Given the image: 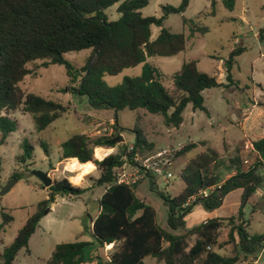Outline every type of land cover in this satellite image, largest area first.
Wrapping results in <instances>:
<instances>
[{
	"label": "trees",
	"instance_id": "16d2710c",
	"mask_svg": "<svg viewBox=\"0 0 264 264\" xmlns=\"http://www.w3.org/2000/svg\"><path fill=\"white\" fill-rule=\"evenodd\" d=\"M120 1L0 0V145L16 130L15 121L9 118L10 113L21 110L30 115L35 131L42 132L69 110L68 106L28 94L19 87L31 73L27 65L35 61H43L42 68L63 66L68 82L76 83V87L67 85L59 91L85 96L93 109L142 110L162 116L166 127L176 129L182 123V113L187 105L193 111L206 112L202 91L223 84L200 72L196 61L184 62L169 77L147 62L150 57H173L185 50L183 34L170 33L161 27L168 15L183 13L189 0H182L176 8L161 7V18L141 16L140 10L148 5L149 0H124L117 8L119 19L107 22L104 10ZM222 3L228 10H233V0H222ZM211 5L214 6L213 0ZM183 24L190 26L191 35H203L208 31L206 27L185 19ZM151 26L160 28L153 40ZM259 40H264V27L259 31ZM83 50L91 52L81 68H75L64 57L67 53ZM242 52L243 48L235 49L224 62L225 87L234 84L231 69L235 58ZM138 65H142L140 75L125 78L122 84L108 87L102 80ZM134 132L136 141L132 150L123 145L116 121L110 134L74 135L59 145V161L76 159L82 165L92 163L99 173L96 184L105 189L98 200V215L91 224L93 241L58 244L44 264H89L92 251L96 252V264H144L148 257L163 264H239L241 256L262 248L264 233L249 236L241 210L235 214L237 221L233 215L186 227L184 218L195 207L206 212L217 210L224 196L233 190L242 191L241 206L254 196L261 182L258 171L264 168V137L251 142L255 158L248 168H242L237 153L230 158L228 168L233 169L234 174L220 185V178L215 173L220 155L215 149L207 147L187 161L178 172L182 190L173 198L161 195L167 207L166 230L157 224L155 209L137 197L139 182L134 186L116 183V171L125 162L132 164L135 155H142L144 148L151 147L140 132ZM200 145L205 146V143ZM22 147L25 154L19 160L24 163L25 158L30 159L33 149L26 142ZM116 147L120 148L117 153H110L100 161L93 158L97 148ZM194 148L196 144L193 143L184 145L175 151L174 157L185 156ZM212 187L206 197L199 195ZM48 191V199L38 205L37 212L26 220L14 241L0 251L3 264H11L21 249L27 251L28 240L35 232L42 212L56 195L78 197L85 189L61 179L54 181ZM0 216L2 226L11 221L2 211ZM224 222L230 229L227 242L220 244L218 233ZM228 242L232 245V255L217 253L216 249L220 250ZM109 245L112 252L103 262L100 251Z\"/></svg>",
	"mask_w": 264,
	"mask_h": 264
},
{
	"label": "rangeland",
	"instance_id": "374dc122",
	"mask_svg": "<svg viewBox=\"0 0 264 264\" xmlns=\"http://www.w3.org/2000/svg\"><path fill=\"white\" fill-rule=\"evenodd\" d=\"M122 1L124 0L104 10L107 22L119 19L117 8ZM213 1L212 7V0H189L183 13L168 15L162 21L161 28L170 33L184 35L183 52L173 57L147 58L149 64L167 77L177 72L184 62L196 61L200 72L223 84L221 87L202 91L206 112L193 111L187 105L182 113V123L177 129L166 127L162 116L151 115L142 110L114 112L93 109L88 105L85 96L59 91L67 85L76 87V83L68 82L63 66L50 65L42 68L43 61L27 65L31 73L19 87L28 94L68 106L69 110L42 132L35 131L31 116L21 110L9 114V118L16 123V130L0 145V192L12 180H16V183L7 193L0 195V212L11 218L8 225L2 226L0 216V251L14 241L26 220L37 212L38 205L48 199V188L42 186L31 174L32 171L47 173L52 182L67 179L70 184L85 191L78 197L56 195L54 201L48 203L42 212L37 228L28 240L27 251L21 249L11 264H44L58 244L93 241L91 221L98 215V200L105 187L96 184L99 173L94 165L87 172L82 169V175L65 170L72 163L70 159L59 164V145L74 135L94 137L109 134L116 121L123 145L128 149L136 141L134 130L140 132L151 145L148 149L144 148L143 154L137 155L139 160L132 164L140 165L159 153L166 154L169 166L165 170L172 177L165 181L161 176L151 173L150 178L140 180L136 186L137 197L155 209L157 224L166 230L167 207L161 195L173 198L182 190L183 184L178 178V172L187 161L204 152L207 147L215 149L220 155L219 166L215 170L220 178L219 185L234 174V170L228 166L230 158L236 153L242 161L243 169L254 162L255 154L251 149V142L264 137V40H259V31L264 27V0H233L234 7L231 11L223 5L222 0ZM181 2L182 0H149L148 5L140 10V14L142 17L161 18V7L176 8ZM183 19L206 27L207 33L191 35L190 26L184 25ZM159 30L160 28L151 26V40L156 38ZM238 48H243V52L235 58L231 69L234 84L225 87L227 83L224 62ZM90 52H71L64 57L75 68H81ZM141 68L142 65H138L115 76H105L102 80L108 87H114L122 84L125 78L139 76ZM165 85L168 86L167 83ZM24 142L33 150L30 159L25 158V162L21 163L19 158L25 154L22 147ZM190 143L196 144V148L185 156L174 157L176 150ZM200 143H205V146ZM119 149L116 147L111 153H117ZM95 151L93 158L100 161L95 157ZM103 153L105 150L100 155ZM258 175L261 182L255 191L256 196L241 206L242 191L233 190L224 196L221 205L214 212L219 219H227L241 210L249 236L264 233V168L259 169ZM77 177L80 179L76 180ZM207 213L210 212L195 207L184 218L186 227L198 225L201 221L199 214ZM237 220L238 217L235 216V221ZM229 229L224 222L218 233V243L227 242ZM261 244V249H256L245 257L241 256L239 264H264V242ZM216 251L220 255L230 256L232 245L228 242ZM111 252V247L107 246L100 251L103 262ZM90 256L92 262L89 264H96V252L92 251ZM143 262L163 264L150 257ZM0 264L3 263L0 261Z\"/></svg>",
	"mask_w": 264,
	"mask_h": 264
},
{
	"label": "built area",
	"instance_id": "2783aa9c",
	"mask_svg": "<svg viewBox=\"0 0 264 264\" xmlns=\"http://www.w3.org/2000/svg\"><path fill=\"white\" fill-rule=\"evenodd\" d=\"M129 150H132V147H130ZM165 155L166 154L164 152L159 153L155 157L151 158V160H144L140 165H134L128 162L125 163L116 171V183L126 186H134L140 180L148 178L149 173L161 176L165 181H168L172 177V174L168 172V170H165V168L169 166V161L166 159ZM103 158L104 157H102L100 160ZM138 160V156L135 155L133 161L137 162ZM211 190H213V187L200 192L199 195L206 197ZM262 214L264 215V201Z\"/></svg>",
	"mask_w": 264,
	"mask_h": 264
},
{
	"label": "water",
	"instance_id": "95a60500",
	"mask_svg": "<svg viewBox=\"0 0 264 264\" xmlns=\"http://www.w3.org/2000/svg\"><path fill=\"white\" fill-rule=\"evenodd\" d=\"M31 174L41 182L44 188H50L53 183L47 173H43L40 171H32ZM15 183L16 180H12L11 182H9L0 192V195H4L5 193H7Z\"/></svg>",
	"mask_w": 264,
	"mask_h": 264
},
{
	"label": "crops",
	"instance_id": "0c3cea01",
	"mask_svg": "<svg viewBox=\"0 0 264 264\" xmlns=\"http://www.w3.org/2000/svg\"><path fill=\"white\" fill-rule=\"evenodd\" d=\"M108 122H111V121H108ZM111 133V132H110ZM109 133V134H110ZM97 149H101L102 151L103 150H105V153H103L101 156L102 157H105V156H107L109 153H111L113 150H115V148L114 149H102V148H97ZM97 149H95V150H97ZM71 161H73V159H70ZM74 160H76V159H74ZM77 161V160H76ZM78 162V161H77ZM61 163H64L63 162V160L62 161H59V164H61ZM66 170V169H65ZM67 172H72V173H82L80 170H78V168L76 169V170H74V171H69V170H66ZM254 195L256 196L257 194H256V192L254 193ZM200 211V210H199ZM214 212H216V210L215 211H213V212H210V213H207V214H199V217L198 218H200L199 220H201L200 221V223L201 222H204V221H206V220H209V219H215V218H218V217H216L215 215H214ZM199 213H201V212H199ZM93 221V220H92ZM92 221H91V224H92ZM110 247H112V246H107V248H110ZM257 248H258V246H257Z\"/></svg>",
	"mask_w": 264,
	"mask_h": 264
},
{
	"label": "clouds",
	"instance_id": "9594fccd",
	"mask_svg": "<svg viewBox=\"0 0 264 264\" xmlns=\"http://www.w3.org/2000/svg\"><path fill=\"white\" fill-rule=\"evenodd\" d=\"M101 149H97V155H99V153L101 152ZM77 168H83L85 172H87L89 169L93 168V165L89 162L88 164H84V165H80L76 160H73V162L71 163V165L69 166V170H76ZM83 175V173H82ZM80 177H77L76 180H79Z\"/></svg>",
	"mask_w": 264,
	"mask_h": 264
},
{
	"label": "bare ground",
	"instance_id": "6f19581e",
	"mask_svg": "<svg viewBox=\"0 0 264 264\" xmlns=\"http://www.w3.org/2000/svg\"><path fill=\"white\" fill-rule=\"evenodd\" d=\"M95 157L97 158V159H101L102 158V156L100 155V153H99V155H97V152L95 151ZM73 162V161H72ZM92 164V163H91ZM80 165H82V164H80ZM93 165V164H92ZM70 166V165H69ZM69 166L68 167H66L65 169L66 170H69ZM83 168H78V170H82ZM69 171H72V170H69Z\"/></svg>",
	"mask_w": 264,
	"mask_h": 264
}]
</instances>
